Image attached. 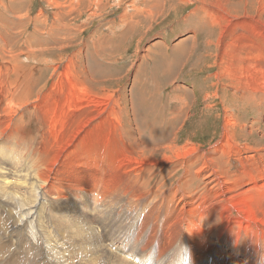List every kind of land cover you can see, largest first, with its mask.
Here are the masks:
<instances>
[{"label":"rangeland","instance_id":"1","mask_svg":"<svg viewBox=\"0 0 264 264\" xmlns=\"http://www.w3.org/2000/svg\"><path fill=\"white\" fill-rule=\"evenodd\" d=\"M198 1L0 0L1 167L17 164L5 161L6 147H16L19 161L29 167L37 156L36 141L48 139L54 125L68 136L77 120L103 108L91 102L68 108L55 98L56 72L65 66L86 79L87 97L118 99L121 114V126L103 122L104 117L80 127L83 143L74 150L60 140L68 154L47 172L43 207L68 218L71 237H87L84 243L60 241L61 249L78 246L39 264H103L100 255L112 247L133 264H264V0ZM216 5L228 10L224 14ZM233 32L252 38L243 35L236 48L223 46ZM99 47L108 48L109 57ZM108 67L112 73L96 76ZM80 157L88 160L84 168ZM162 159L168 161L158 162ZM73 190L76 197H69ZM142 195L154 201L147 203ZM135 196L141 198L129 208L125 203ZM78 199L95 208L87 211L90 218L74 207ZM10 218L0 201V264L10 254L9 259L26 263L18 256L30 257L32 235H22L31 229ZM48 223L54 230L51 219ZM188 223L204 234L203 248L189 243L192 233L183 230ZM87 239L92 242L85 244ZM9 247L14 251L6 252ZM90 253L94 261H86Z\"/></svg>","mask_w":264,"mask_h":264},{"label":"bare ground","instance_id":"2","mask_svg":"<svg viewBox=\"0 0 264 264\" xmlns=\"http://www.w3.org/2000/svg\"><path fill=\"white\" fill-rule=\"evenodd\" d=\"M184 1V0H183ZM186 1V0H185ZM208 0H199L198 3L200 4H203L205 2H207ZM217 8L216 10H219L218 11H223V13L225 12L224 8L228 10V8L224 5H216ZM214 8V6H213ZM214 8V10H215ZM138 10V9H137ZM226 10V12H228ZM194 11V10H193ZM211 13V12H210ZM209 15H212V13ZM221 13V12H220ZM225 14V13H224ZM219 15V14H218ZM129 16V15H128ZM114 17V16H113ZM212 19L214 20H217V18H213ZM127 20V19H126ZM255 20V18H254ZM256 20H257V17H256ZM252 21H253V18H252ZM257 22V21H256ZM260 22V21H258ZM262 22V21H261ZM260 22V23H261ZM188 24V23H187ZM243 24H247L245 22H243ZM255 24V23H254ZM264 24V23H263ZM113 25V24H112ZM129 27L131 26L132 28L135 26H132V24H128ZM197 25V24H196ZM200 25V24H199ZM197 25V26H199ZM220 25V24H218ZM258 25V24H256ZM192 27H194V25L192 24L191 25ZM209 26H216L214 25L212 22L209 23ZM253 26V25H252ZM128 27H126L127 29ZM244 28V27H243ZM257 28V27H256ZM259 28V27H258ZM198 29V28H197ZM248 30H251L249 29V27H247ZM132 30V29H131ZM195 30V29H193ZM199 30V29H198ZM242 30V29H241ZM247 30V31H248ZM203 31V27H202V30ZM252 31V30H251ZM258 31V29H257ZM239 32V31H238ZM250 32V31H249ZM256 32V31H255ZM260 32V31H259ZM235 34V32H233V35ZM111 35V34H110ZM243 35H246V33H244ZM242 35V32H241V35L236 38L237 36V33L234 35L235 37H231L230 40H232L231 42H226L225 45L223 43V46H226V47H234L236 48L238 44V40L239 38H244L245 39V36ZM258 35V34H257ZM112 36V35H111ZM232 36V35H231ZM259 36V35H258ZM105 36H103L104 38ZM113 37V36H112ZM246 37L248 38H252L251 36L249 37V33L248 35H246ZM261 37V36H260ZM107 39V37H105ZM104 38V40H105ZM235 39V40H233ZM247 39V38H246ZM195 40V39H194ZM194 40L192 42V46L194 45ZM243 40V39H242ZM103 41V40H101ZM100 41V42H101ZM110 41V40H109ZM108 41V42H109ZM248 41V40H247ZM255 41V40H254ZM107 41H105L106 43ZM246 42V41H245ZM244 42V43H245ZM258 42V41H257ZM208 44H211L212 42L207 41ZM256 43V42H255ZM260 43V42H259ZM104 44V43H102ZM114 44V42H113ZM254 44V42L252 43ZM207 45V44H206ZM255 45V44H254ZM222 46V47H223ZM243 46H247V44L243 45ZM253 47V46H252ZM100 50V47L98 48ZM183 52H185V46L183 45L182 48ZM256 49H259V48H256ZM262 49V48H261ZM157 50V49H156ZM226 50V49H225ZM100 51H103L105 52L106 54V57H109L108 54H109V49L108 48H102ZM36 53V52H35ZM32 54V53H31ZM34 54V53H33ZM227 54V53H226ZM240 54V53H239ZM16 55V54H15ZM21 55V54H20ZM102 55V54H101ZM183 55H186L185 53H182L181 56ZM17 56V55H16ZM15 56V57H16ZM19 56V55H18ZM104 56V55H103ZM229 58V57H228ZM163 59H159V62L161 63ZM106 66L105 64H103V67ZM63 69V72H56V69L53 71V72H56L57 73V83L55 85V89L59 92V96H55V98L57 100L59 99H64L66 102L65 104L67 105L68 108H70L73 104H84V103H87V102H91V106H93V104L95 105H103V108L98 111L97 113H95L97 115V117H95L94 115L95 114H91L89 115L88 117L84 118L83 120L80 118L79 120H77V128L75 125H73L76 129L74 130H71L69 131V134L68 136H63L61 131L59 129H57V124L54 125L48 132V139H39L36 141V152H37V156H35L33 158V160L31 161L29 167L27 165V163L24 161V160H20L18 159V151H17V148L16 147H6L5 150H4V157H5V161L13 166V167H1L0 166V180L2 181V183L0 184V201L3 205V207L5 208V210H7L9 212V214L11 215V218L13 219V221L15 220H22L23 222L21 223L18 222V223H21V226L20 228L22 227H25V228H30L31 231L29 232H26L25 235H22L23 236H28V235H32L31 237H29V244H28V247H27V250L30 255L29 258H27V256L23 255V254H19L18 258L22 261L26 260L27 262L26 263H21V262H17L16 259H6L7 261H5L4 264H31L33 259H36L37 260V263L36 264H39L41 263L44 259H50V258H54L55 256V253L56 251H64V250H67L68 248L70 249L71 247H74L77 245L76 244H73L70 245L69 247L68 246H63V249L60 248V241H63L64 240L66 241H72L74 239H81L80 241H82L84 243L87 235H83L82 237H79L77 236L78 234H75L74 236H70V229L71 230H74V228H72V225L69 226L67 224V222L65 220H67L68 218H66L65 216L62 215V213H58L56 211H52V209L50 210L49 208H45L43 207V201H45L44 198H46L45 196H42V188H44V185L46 183H48V179H45L46 178V175H47V172L49 171L50 167L52 165H54L55 163H57L59 160H64L65 159V156L68 154L67 151L64 150V147L63 145H61L60 143V140H64L66 142V147H68L70 150H74L76 146H81L82 143H83V138L79 135V128L80 127H84V125L90 123V122H93L95 119L97 118H104L105 119L103 120V122H107L109 124H113V125H119L121 126V123H120V118H121V114L117 108V102H118V99L113 101H109L108 103H105V102H102L101 100H95L94 98L92 97H87V93H86V86H85V83H86V79L85 78H79L80 76L76 73V71H74L73 69L65 66L62 68ZM105 70H107V72H105ZM107 73H112L111 70H110V67L108 68H101L100 69V73L96 76L100 77V76H105V74ZM163 73V72H162ZM256 82V81H255ZM256 84V83H255ZM58 87V88H57ZM252 87V86H251ZM254 87V86H253ZM59 89V90H58ZM252 89V88H251ZM106 97V96H105ZM173 99V98H172ZM177 99V98H176ZM102 102V103H101ZM119 103V102H118ZM173 104V103H172ZM175 111V110H174ZM188 118V117H187ZM207 118V117H206ZM76 122V121H75ZM183 122V121H182ZM74 124V123H73ZM182 125V124H181ZM227 131V130H226ZM48 142V144H47ZM166 145H164L163 147H165ZM2 146L0 145V153H1V150H2ZM181 155V154H180ZM179 155V156H180ZM90 156V154L88 155ZM82 161L84 166L83 168L85 167V165L87 164L88 160L87 158L85 157H80L79 158V161ZM137 160V158L135 159ZM19 161V163H18ZM49 161V163H48ZM168 160L167 159H162L158 162L160 163H165L167 162ZM82 168V169H83ZM84 172V170H81L80 173ZM78 180V179H77ZM172 184H169V187H171ZM83 186L80 184V187ZM177 189H178V193L181 192V186L180 184H177ZM102 189H104V191L106 192H111L114 194V191L113 190H108L107 188L105 187H102ZM74 189V188H72ZM90 189H93L92 187ZM169 192L172 194V195H175V192L170 190L168 188ZM76 190H73V191H69L68 194H71L72 196H69V197H76L75 195V192ZM110 194V193H109ZM108 194V195H109ZM114 197V196H113ZM142 197H144L146 200H147V203H150L152 201H154L153 199H148L145 197V195H142ZM141 196H135L131 201H128V203H125L129 208H132V205H133V202H136L135 200L138 201V199H140ZM168 199H171V198H168ZM113 201H114V198H113ZM117 201V200H116ZM144 201V200H143ZM146 202V201H145ZM142 203V202H141ZM161 203V202H160ZM163 203V202H162ZM34 204H36L38 207L35 209L34 207ZM129 204V205H128ZM87 205V207L85 206ZM164 205V204H163ZM138 205H136L137 207ZM143 206V204H142ZM24 207H26V209L28 210V212H21L22 215H18L17 217L14 216L15 212H20L21 209H23ZM74 207H76V209L80 210V212L82 211L83 213L86 214V217L87 218H90L91 216H88L87 215V211L91 210L94 211L95 208L94 207H91V203L86 200V199H78V203L74 205ZM134 207V206H133ZM21 208V209H20ZM172 209V208H171ZM77 210V212H78ZM102 210V209H101ZM98 211V210H97ZM143 211V210H142ZM14 212V213H13ZM80 212L79 215H80ZM95 212V211H94ZM168 212V211H167ZM76 213V214H78ZM91 214V213H90ZM93 215V214H92ZM100 215V214H99ZM102 216V215H101ZM6 217V216H5ZM9 218V216H7ZM83 217H84V214H83ZM82 217V218H83ZM159 217V216H158ZM178 217V216H177ZM10 218V219H11ZM86 218V219H87ZM6 219V218H5ZM52 221L51 224H54L55 225V229L52 230V228H47V223L50 221ZM79 219V218H78ZM172 219V218H171ZM83 220H85L83 218ZM169 220V219H168ZM12 221V220H11ZM10 221V222H11ZM79 222L82 221L81 220H78ZM78 221L76 220V223H78ZM103 221V220H102ZM4 223V222H3ZM8 223V222H7ZM85 223V221L83 222ZM90 223V222H89ZM100 223V222H99ZM180 223V222H179ZM2 224V222H1ZM16 224V223H15ZM49 224V223H48ZM82 224V223H81ZM80 224V225H81ZM97 224V223H95ZM94 224V225H95ZM102 224V223H101ZM184 224V222H182V225ZM53 225V226H54ZM58 225H62L63 228L67 231H63L64 229L60 228V227H57ZM78 225V224H77ZM87 225V224H85ZM100 225V224H99ZM169 225H172V222H170ZM176 225V224H175ZM97 226V225H96ZM179 226V225H177ZM84 227V226H83ZM168 227V226H166ZM180 227V226H179ZM36 228V234L34 231H32V229ZM44 228H46L49 233H47L48 231L47 230H44ZM54 228V227H53ZM70 228V229H69ZM78 228H82V227H78ZM99 228V227H98ZM97 228V229H98ZM101 228V227H100ZM170 229L173 228L172 226L169 227ZM178 228V227H177ZM177 228H173L174 229H177ZM184 228V227H183ZM19 229V228H17ZM88 229V228H87ZM198 225L197 224H190L188 223L186 226H185V229H183L185 231V233H192V235L189 236V243L191 244V241L193 243H195V245L200 249V248H203L204 245L208 242H205L204 240L202 241L203 245L200 243L202 238H205L202 236L201 234V230L198 232ZM8 229H2V232H6ZM79 230V229H78ZM182 230V226L180 227V231ZM18 230H14V231H11V232H8L6 233V237H14V233L17 232ZM28 231V230H27ZM76 231H77V228H76ZM99 231V230H98ZM44 232V233H43ZM82 232V231H81ZM80 232V233H81ZM104 232V230L102 231ZM178 232V231H177ZM182 232V231H181ZM180 232V233H181ZM22 233V232H21ZM68 233V234H67ZM85 233V231H84ZM94 233V232H93ZM171 233V232H170ZM175 233V232H174ZM179 233V232H178ZM1 234V232H0ZM92 234V233H91ZM33 235L36 236V239H33ZM18 236H19V233H18ZM16 237L14 238L16 241H14V245L16 247V245H20L19 241L21 238L19 237ZM86 236V237H85ZM185 236H188V235H185ZM90 237V235H89ZM172 237V236H171ZM170 237V238H171ZM35 238V237H34ZM91 238V237H90ZM93 238V237H92ZM99 238V237H97ZM45 239H47V241H45ZM198 239V240H197ZM90 240V239H89ZM89 240L87 239L85 244L89 242ZM101 240V239H100ZM42 241V245H38V242ZM79 241V242H80ZM92 242V240H90ZM102 241V240H101ZM94 242V241H93ZM222 242V241H221ZM75 243V242H74ZM95 243V242H94ZM219 243V239L216 241V242H213L212 244L214 246H218ZM92 244V243H91ZM90 244V245H91ZM176 244V242L173 243V245ZM206 244V245H207ZM211 244V245H212ZM112 246V244H109ZM178 245V244H177ZM180 245V244H179ZM209 244V246H211ZM224 245V244H223ZM222 245V246H223ZM62 246V245H61ZM78 246V245H77ZM94 246V245H92ZM192 246V245H191ZM96 247V246H95ZM100 247V246H99ZM116 247V246H115ZM213 247V246H211ZM178 247L176 246V249ZM210 248V247H209ZM215 247H213L214 249ZM217 248V247H216ZM215 248V249H216ZM247 248V247H246ZM9 249V250H8ZM7 251H14L13 248L11 249V247H9ZM179 249V248H178ZM206 249V247H205ZM222 248H218L216 249V253H222L224 252L223 250H221ZM248 249V248H247ZM78 250V249H77ZM112 251H109L108 250V254L107 255H103L104 258H102V254L100 255L98 261L102 262L103 264H133L131 263L130 261L126 260V259H123V257H121V253H118L115 249H111ZM173 249L172 248H169V252L172 251ZM209 249L207 248L206 251H208ZM212 250V249H210ZM228 249H225V251H227ZM262 250V249H261ZM17 251V250H16ZM76 251V250H75ZM106 251V250H105ZM104 251V252H105ZM251 251V250H250ZM24 252V251H23ZM22 252V253H23ZM65 252V251H64ZM107 252V251H106ZM105 252V253H106ZM242 252V251H240ZM249 253V251H246ZM245 251L243 253H246ZM252 252V251H251ZM9 253V252H8ZM7 253V254H8ZM13 253V252H12ZM17 253V252H16ZM26 253V252H25ZM26 253V254H27ZM70 253V252H69ZM115 253V254H114ZM215 253V254H216ZM229 253V252H228ZM255 253V252H254ZM6 254V256H7ZM88 254V253H87ZM112 254H114V256H112ZM145 254V253H144ZM207 254V252L205 253V255ZM214 254V255H215ZM231 254V252H230ZM261 254V253H259ZM58 255V254H56ZM60 255V253H59ZM66 255H69L68 253ZM84 255V254H83ZM99 255V254H97ZM163 255V254H162ZM167 255V254H166ZM170 255V253H169ZM204 255V256H205ZM213 255V253H212ZM227 255V254H226ZM233 255V254H232ZM242 255V254H241ZM247 255V254H246ZM250 255V253H249ZM65 256V255H63ZM73 256V255H71ZM78 256V255H77ZM88 256V255H87ZM93 256H96V255H92L90 253V257L88 259H86V261H89V260H92L94 261L95 258H92ZM132 256V255H131ZM204 256H202L204 258ZM252 256V255H251ZM254 256V255H253ZM260 256V255H259ZM61 257V256H60ZM68 257V256H67ZM113 257V258H112ZM132 257H135V256H132ZM166 257V256H165ZM209 257V256H208ZM226 257V256H225ZM224 257V258H225ZM52 258V259H53ZM66 258V257H65ZM72 258V257H70ZM92 258V259H91ZM145 258V257H144ZM143 258V259H144ZM202 258V259H203ZM207 258V257H205ZM210 258H211V255H210ZM229 258V257H228ZM260 258V257H259ZM5 259V258H4ZM76 259V258H75ZM132 259V258H131ZM130 259V260H131ZM186 259V257L184 258V260ZM241 259V257H240ZM251 259V258H250ZM255 259V258H254ZM59 260V258H58ZM111 260V262H107V261ZM137 260V259H136ZM147 260V258H146ZM161 260V259H160ZM183 260V262H184ZM242 260V259H241ZM244 260V259H243ZM52 261V260H51ZM81 261H84V260H81ZM97 261V262H98ZM159 261V260H158ZM191 261V260H190ZM230 261V259H229ZM246 261V260H245ZM255 261V260H254ZM59 262V261H58ZM85 262V261H84ZM188 262V260H187ZM247 263L249 261H246ZM245 262V263H246ZM252 262V260H251ZM43 263V262H42ZM61 263H64V262H61ZM71 263V262H70ZM94 263V262H92ZM91 263V264H92ZM162 263V262H161ZM165 263H166V260H165ZM189 264L191 262H188ZM243 263V262H242ZM254 263V262H253ZM3 264V263H2ZM51 264V263H50ZM60 264V263H59ZM68 264H69V261H68ZM152 264V263H150ZM168 264V263H167ZM204 264H207V263H204ZM211 264H215L214 263V260L212 261ZM244 264V263H243ZM249 264H252V263H249ZM256 264V262H255Z\"/></svg>","mask_w":264,"mask_h":264}]
</instances>
